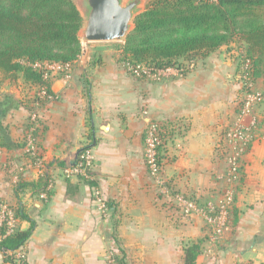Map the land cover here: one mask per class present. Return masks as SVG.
<instances>
[{
  "label": "crops",
  "instance_id": "crops-1",
  "mask_svg": "<svg viewBox=\"0 0 264 264\" xmlns=\"http://www.w3.org/2000/svg\"><path fill=\"white\" fill-rule=\"evenodd\" d=\"M154 1L139 0L140 13ZM231 48L162 79L135 77L114 57H79L43 71L40 102L17 89L0 94V206L20 203L28 220L14 226L33 225L16 264H117L122 256L125 264H184L194 245L195 264H264V74L251 90L261 100L245 114ZM152 128L163 185L145 162ZM235 130L242 134L233 142ZM86 149L88 178L66 177ZM38 180L45 190L16 193L19 181ZM229 185L234 203L223 226L182 216L169 197L218 207ZM0 264H10L1 251Z\"/></svg>",
  "mask_w": 264,
  "mask_h": 264
},
{
  "label": "trees",
  "instance_id": "trees-1",
  "mask_svg": "<svg viewBox=\"0 0 264 264\" xmlns=\"http://www.w3.org/2000/svg\"><path fill=\"white\" fill-rule=\"evenodd\" d=\"M81 25V15L72 0H0V73L13 78L21 74L28 84L27 100L40 102L38 94L44 90L48 95V90L43 71L33 65L77 62L82 51L78 37ZM234 36L246 48L237 60L238 71L246 73L253 83L264 74V0H156L135 18L121 48V61L183 71V62L191 63L230 45ZM7 102L16 106L9 98ZM44 186L41 180L19 181L16 193L30 190L36 194L45 190ZM13 214L18 221L28 220L20 203ZM32 227L21 230L16 224L1 238L5 262L16 264L5 253L19 252ZM4 232L2 229V235ZM198 254L195 245L185 249L184 264H195ZM115 258L117 264H125L123 256Z\"/></svg>",
  "mask_w": 264,
  "mask_h": 264
},
{
  "label": "built area",
  "instance_id": "built-area-1",
  "mask_svg": "<svg viewBox=\"0 0 264 264\" xmlns=\"http://www.w3.org/2000/svg\"><path fill=\"white\" fill-rule=\"evenodd\" d=\"M53 64L48 63H36L33 65V67L40 69L41 71H46L47 68H49ZM127 71L135 76V77H152L155 79H162L165 77H169L170 75H180L182 73L181 69H177L174 67L169 68H154L147 64H130L127 63L126 66ZM245 72V70H242ZM241 81L243 82V86L246 87L245 90H247L246 97L242 101V108L245 114H247L250 109L253 107L255 102H259L261 100V94L252 92V81L248 78V75L244 73L241 75ZM38 96L40 98H43L46 96V92L42 90ZM242 134V132H239V130L233 131L230 136L232 141L239 140V136ZM161 140L160 137L156 131L155 128H152L147 133V139H146V149H145V162L148 167L149 173L157 180V182L160 185H163V182L160 178V165L158 160V148L160 147ZM93 157L91 153L86 149L84 150L79 160L77 161L76 165L72 168H67L64 171V174L66 177L76 176L82 179L88 178L89 171L93 168ZM232 167H231V176L234 178L236 177V162L233 159L231 161ZM47 188V187H46ZM167 192H164L163 194H166ZM168 196V195H167ZM169 197H172V201L174 202V205L180 212V214L184 217H192L194 215L202 217L204 220H206L208 223L212 225H225L226 221L228 220L227 217L229 216L227 214V206L230 204V202L226 199V202L222 201L221 205L218 207L214 206H208L206 208L198 207L193 201L188 199L187 197L183 195H169ZM40 198L46 199V192H42L40 194ZM15 217L13 214V211L8 209L6 206H0V240L1 238L5 237L6 235L10 234L14 229V223ZM2 229L5 230L4 234L2 235L1 231ZM5 255H8L10 257L13 256L11 252L5 253ZM23 254L20 252L17 253L18 259H23Z\"/></svg>",
  "mask_w": 264,
  "mask_h": 264
},
{
  "label": "water",
  "instance_id": "water-1",
  "mask_svg": "<svg viewBox=\"0 0 264 264\" xmlns=\"http://www.w3.org/2000/svg\"><path fill=\"white\" fill-rule=\"evenodd\" d=\"M139 0H82L78 37L83 43H115L127 38L140 14Z\"/></svg>",
  "mask_w": 264,
  "mask_h": 264
},
{
  "label": "rangeland",
  "instance_id": "rangeland-1",
  "mask_svg": "<svg viewBox=\"0 0 264 264\" xmlns=\"http://www.w3.org/2000/svg\"><path fill=\"white\" fill-rule=\"evenodd\" d=\"M72 1L74 3L75 7L77 8V10L83 11L81 9L82 0H72ZM80 42H81V46H82V51H81V55L79 57L81 58V60H85V58H86L91 63V62L101 61L104 56L106 58L114 57L117 60H119L120 62H122L123 66H125V67L127 66V62L121 61V48L124 45L125 40H123L122 42H115V43H90L89 44V43H83L82 41H80ZM230 45L232 48L230 49L229 52H227V54L229 56L232 55V57H234L236 60H238V59L240 60L239 57H242L244 49H246L245 45L236 36H234ZM34 69H37L40 71V69H38V68L34 67ZM242 70H241V72H242ZM239 75H240V73H239ZM240 78H241V76H240ZM27 87H28V84L24 83V80L21 77V74L17 75L16 78H13V77H9L7 75L0 73V94H1V98L6 97V93H8L9 90H16L17 89L18 91L22 92V91H25ZM243 87L244 86L242 84V88ZM243 90H245V89L243 88ZM5 91H7V92H5ZM24 93H26V92L22 93V95L25 97V98L23 97V99H24L23 101L29 102L27 100V96ZM226 189H227V191L225 192V197L230 202V204L227 206L226 209H227V214L230 215V211L232 210V206L234 203V192H233V187H231L230 185ZM225 197H224V201L226 202ZM210 206H213V204H210ZM227 219H229V216L227 217ZM216 226L217 225H214V227H216ZM220 226H223V224H221ZM5 256L7 257L8 255H5ZM8 257H10V256H8Z\"/></svg>",
  "mask_w": 264,
  "mask_h": 264
}]
</instances>
